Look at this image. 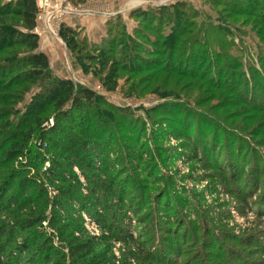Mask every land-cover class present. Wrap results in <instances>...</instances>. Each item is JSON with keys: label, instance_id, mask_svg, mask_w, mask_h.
Returning <instances> with one entry per match:
<instances>
[{"label": "rangeland", "instance_id": "374dc122", "mask_svg": "<svg viewBox=\"0 0 264 264\" xmlns=\"http://www.w3.org/2000/svg\"><path fill=\"white\" fill-rule=\"evenodd\" d=\"M37 6L35 32L38 49L49 60V77L70 79L104 100L90 122L102 126L99 134L108 144L103 156L121 161L112 162L109 172L118 181L136 180L135 194L143 198V223L135 220L128 234L109 241L114 264H144L135 241L153 252L163 249L177 264H264V0H48L47 6L37 0ZM61 25L75 29L89 46L110 52L115 90L102 83L107 69L67 49L58 35ZM225 85L234 94L224 91ZM40 90L34 86L26 93L9 121L17 122ZM72 115L74 120L77 113ZM55 119L49 118L47 129ZM62 120V126L88 139ZM180 123L204 144L213 143L237 177L229 183L210 178L186 155L183 146L190 142L171 135L172 124ZM122 143L149 157L131 161L132 152ZM30 145L38 167L30 175L37 174L54 196L42 177L55 150L45 138ZM197 156L205 158L201 152ZM14 168L22 170L17 162ZM72 170L85 182L77 167ZM81 217L90 235L109 234L85 213ZM175 231L183 235L176 237ZM166 236L180 256L170 252Z\"/></svg>", "mask_w": 264, "mask_h": 264}, {"label": "trees", "instance_id": "16d2710c", "mask_svg": "<svg viewBox=\"0 0 264 264\" xmlns=\"http://www.w3.org/2000/svg\"><path fill=\"white\" fill-rule=\"evenodd\" d=\"M37 14V0H0V258H3L0 264H114L109 241L128 234L135 220L143 223L140 216L143 198L135 194L136 180L127 176L118 181L109 172L115 168L112 162L121 161L103 156L108 144L99 134L102 126L90 122L100 115L94 113V107L105 105L104 100L87 87H77L70 79L49 77L48 57L38 49ZM58 35L73 55L89 58L107 69L102 83L108 90L116 89L118 76L110 52L89 46L75 29L65 25H61ZM44 79L48 81L42 83ZM214 83L213 87H217L220 81ZM39 85L40 92L13 124L9 121L13 106ZM224 87V91L234 94V89ZM238 96L252 105L245 94L240 92ZM232 104L235 106L237 102ZM168 115L174 117L172 113ZM51 116L56 119L47 129ZM61 119L88 139L62 126ZM172 125L175 134L171 135L190 142L183 146L186 155L190 153L189 158L197 159L210 178L229 183L237 177L231 165L221 162L213 143L208 146L188 134L186 123H180V127ZM196 128L203 131L198 120ZM37 137L47 139L56 153L42 177L56 191L54 196L37 174L30 175L32 170H38L36 159L29 156L30 144ZM122 147L127 153L132 152L128 155L131 161L148 154L137 146L131 150L126 143ZM199 152L205 158H198ZM58 157H63L67 164L59 162ZM15 162L20 164L21 171L14 168ZM73 167L79 169L85 182L78 179ZM226 189L233 193L228 186ZM82 213L109 234L90 235ZM172 214L176 216L178 211L173 209ZM174 233L176 237L183 235ZM165 238L170 241L167 243L170 252L180 256L171 237ZM134 244L144 255V264H177L164 255L163 249L153 252L144 243Z\"/></svg>", "mask_w": 264, "mask_h": 264}, {"label": "built area", "instance_id": "2783aa9c", "mask_svg": "<svg viewBox=\"0 0 264 264\" xmlns=\"http://www.w3.org/2000/svg\"><path fill=\"white\" fill-rule=\"evenodd\" d=\"M47 1H48V0H43L45 6H47ZM37 17H38V16H37Z\"/></svg>", "mask_w": 264, "mask_h": 264}]
</instances>
